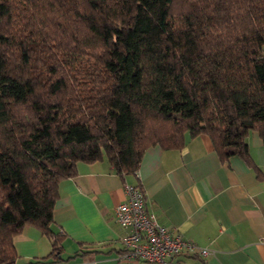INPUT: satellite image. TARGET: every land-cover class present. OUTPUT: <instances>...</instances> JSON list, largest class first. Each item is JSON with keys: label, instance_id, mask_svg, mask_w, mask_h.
<instances>
[{"label": "trees", "instance_id": "trees-1", "mask_svg": "<svg viewBox=\"0 0 264 264\" xmlns=\"http://www.w3.org/2000/svg\"><path fill=\"white\" fill-rule=\"evenodd\" d=\"M252 129L264 146V0H0V264L25 225L51 241L32 263L69 259L53 206L76 161L124 176L205 133L261 177Z\"/></svg>", "mask_w": 264, "mask_h": 264}, {"label": "crops", "instance_id": "crops-1", "mask_svg": "<svg viewBox=\"0 0 264 264\" xmlns=\"http://www.w3.org/2000/svg\"><path fill=\"white\" fill-rule=\"evenodd\" d=\"M246 141L261 177L238 154L221 159L205 133L187 135L179 148L146 147L136 172L124 176L105 158L76 161L53 206L52 228L63 231L61 257L69 259L49 264H147L122 258L115 219L124 184L137 182L158 223L210 250L181 252L167 264H264V146L254 129ZM14 246L15 264H38L32 261L51 251L49 237L32 225Z\"/></svg>", "mask_w": 264, "mask_h": 264}, {"label": "built area", "instance_id": "built-area-1", "mask_svg": "<svg viewBox=\"0 0 264 264\" xmlns=\"http://www.w3.org/2000/svg\"><path fill=\"white\" fill-rule=\"evenodd\" d=\"M126 199L115 206L116 222L122 227L120 241L124 250L122 258L142 260L147 264H167V258L181 252L208 254L175 228L157 222L154 213L146 208L144 191L132 183H125Z\"/></svg>", "mask_w": 264, "mask_h": 264}]
</instances>
